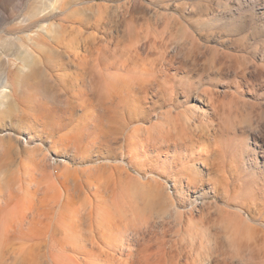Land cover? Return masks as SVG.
<instances>
[{
	"label": "rangeland",
	"instance_id": "obj_1",
	"mask_svg": "<svg viewBox=\"0 0 264 264\" xmlns=\"http://www.w3.org/2000/svg\"><path fill=\"white\" fill-rule=\"evenodd\" d=\"M31 55L62 77L0 111V217L12 193L43 224L0 264H264V0H0L1 72Z\"/></svg>",
	"mask_w": 264,
	"mask_h": 264
},
{
	"label": "bare ground",
	"instance_id": "obj_2",
	"mask_svg": "<svg viewBox=\"0 0 264 264\" xmlns=\"http://www.w3.org/2000/svg\"><path fill=\"white\" fill-rule=\"evenodd\" d=\"M58 2H64L66 0H57ZM41 31L47 32V27H42ZM67 54V53H66ZM77 54L74 55V58L76 59ZM68 60H71V57L68 56ZM68 61V62H69ZM71 63V61L69 62ZM44 64L46 67H43ZM16 69V73L11 75V72L8 69H3L1 72L0 70V111L5 110L8 106H13L14 109H17L18 111L30 114V111H35L33 108V105L31 104V99L33 98V90L35 92H43L42 90V84H46L53 80V78H59L62 77L61 73H58L59 68L56 63L53 61H47L44 58L38 56V55H31L28 56L25 59H22V62L20 66ZM53 71L56 70V71ZM31 70H36L40 72L43 77L40 81L39 87L35 90L32 85L28 83H24V79ZM50 72V73H49ZM57 72V73H56ZM52 73V74H51ZM104 73H100V75H103ZM102 79V77H101ZM106 79H103V82ZM21 89L23 99L29 103V106L26 105L24 108L19 106V103H21L22 100H18L19 91L18 89ZM35 97V95H34ZM33 115V114H32ZM10 134V133H9ZM6 136V135H5ZM29 140V139H28ZM29 142V141H28ZM1 170V166H0ZM9 185V184H8ZM10 186V185H9ZM12 186V185H11ZM174 189V185L172 186ZM125 190V189H123ZM13 197H11L10 203L11 210L8 213V222L6 226L7 230V238L8 239H19L22 237L26 232L24 231V227L27 225L28 227L25 228L26 231L31 236H37L38 232H40L41 225L43 224V213H41V206L37 202L36 204H30L28 207L26 205L25 199L22 197L18 200H15L14 202ZM41 203V201H39ZM27 208L30 210V216L31 220L28 222L26 210ZM235 212V211H234ZM29 215V214H28ZM107 220H101L96 227H100L102 223L104 226L109 227H118L119 223L118 219L122 217L121 211L115 207L114 211L111 212V214L105 216ZM27 223V224H26ZM216 223L218 226L222 229V239L225 241V243L232 248L235 252H237L238 255H241L243 251H245L244 247L245 244L249 243L252 240V234L247 229V221L244 219L238 212L230 214V215H221ZM3 226L0 227V232ZM34 230H37L34 231ZM99 235V234H98ZM187 236L189 240H196V238H199L202 236V231L200 228H194L192 230H187ZM28 250H41V247L34 243L31 244L30 248ZM158 264H162L161 262H157ZM156 264V263H155ZM178 264V263H176Z\"/></svg>",
	"mask_w": 264,
	"mask_h": 264
},
{
	"label": "crops",
	"instance_id": "obj_3",
	"mask_svg": "<svg viewBox=\"0 0 264 264\" xmlns=\"http://www.w3.org/2000/svg\"><path fill=\"white\" fill-rule=\"evenodd\" d=\"M11 197H13L12 193L9 194L10 200H11ZM10 200H9V204L7 203V205H6L3 216L0 217L1 218L0 219V227L3 226L1 229V232H0V239L7 238V235H8L7 230H6V226H7V222H8V213L11 210V205H12V203H10Z\"/></svg>",
	"mask_w": 264,
	"mask_h": 264
}]
</instances>
